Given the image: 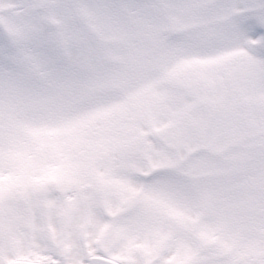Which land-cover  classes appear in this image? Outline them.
<instances>
[{
	"label": "snow or ice",
	"instance_id": "obj_1",
	"mask_svg": "<svg viewBox=\"0 0 264 264\" xmlns=\"http://www.w3.org/2000/svg\"><path fill=\"white\" fill-rule=\"evenodd\" d=\"M0 264H264V0H0Z\"/></svg>",
	"mask_w": 264,
	"mask_h": 264
}]
</instances>
